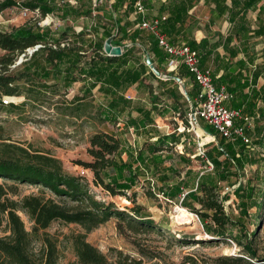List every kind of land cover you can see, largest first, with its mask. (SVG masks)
<instances>
[{"label": "trees", "instance_id": "obj_1", "mask_svg": "<svg viewBox=\"0 0 264 264\" xmlns=\"http://www.w3.org/2000/svg\"><path fill=\"white\" fill-rule=\"evenodd\" d=\"M124 1L116 0V3L122 4ZM135 1L130 0L129 8L132 9ZM262 1L232 0L231 7L225 5L226 0L217 2L220 13H229L233 35L243 41L247 60L238 63L242 67L248 63L250 81L240 87L242 91L246 87L255 88L259 78H264V61L255 64L258 56L251 50V40L264 36V4L260 5ZM143 3L145 4V0ZM16 7L35 12L42 18L57 13L63 21L72 22H77L83 17L89 18L93 13L92 7L75 6L64 0L62 3L56 0H0V15ZM192 7L193 0H185L182 3L167 0L161 10H168L170 16L160 23L162 34L170 35L176 23L186 20L184 14L186 15ZM257 10L258 27L254 29L248 14ZM115 12L117 7L113 6V11L105 18L107 23L102 26L103 38L100 42L87 39L84 34L77 33L72 28H41L39 21L26 23L14 28L12 32L0 31V49L5 51V54L0 56V113L16 107L15 104H7L5 99L22 96L21 84H26V81L39 80L40 87L55 86L57 90L69 89L75 83L82 82L85 96L77 98L78 101L92 95L95 89L103 95L105 103L98 109L99 119L103 123L118 125L124 118L125 125L134 127L138 135L147 130L146 127L154 123L152 109L148 110L139 103L133 104L134 102L127 98L129 89L134 85L143 92L148 90L149 94H153V87L146 83L147 66L134 56L135 41H140L147 53H155L162 63H166L168 56L159 47L156 37L140 28L130 36L133 42L131 47L114 41V45L124 49L121 56L106 55V39L113 35L114 28L122 31L121 20L114 17ZM139 21L141 22L140 18ZM169 42L173 44L172 41ZM145 43H149V50ZM189 46L197 50L194 43H189ZM89 49L92 50L90 56L87 55ZM29 50L35 51L29 55ZM231 55L236 57L238 52H232ZM19 57L23 59L20 64ZM131 61H134L136 66L128 68ZM254 65L255 69L252 70L250 66ZM157 69L166 74L163 68L158 66ZM150 75L155 77L152 72ZM179 76L191 77L188 70L183 68L179 70ZM51 82L54 84L49 85ZM193 82L192 90L187 89L188 98L192 103L199 94V88L195 81ZM229 91L234 92L230 89ZM254 91L255 96L264 102V85ZM171 93L176 100L183 97L179 86L171 90ZM235 108L239 109L240 106ZM133 111L139 115L133 117ZM261 114L264 117V108L261 109ZM185 116L184 114L183 117ZM185 127H189L186 118ZM204 130L219 141L218 145L208 148L203 154L205 162L213 165L214 172L211 173L202 174L189 169L182 179L181 170L175 164L166 165V162L173 158L163 153L170 154L173 147L181 143L183 134L177 133L158 135L156 140H149L141 149L135 150L132 146L126 148L116 134L98 132L89 141L88 153L93 160L81 161L79 165L92 171L95 186L102 187L113 197L126 196L142 179L149 181L153 187L148 192L150 198L162 196L166 202L179 204L181 208L198 217L203 232L211 241L232 239L252 260L260 261L253 247L252 237L255 233L248 232L243 220H234L227 214L224 201L220 200L218 192L219 183L234 175L232 168L239 172L244 170L247 164L257 163L247 150L250 144H245L242 140L234 143L227 141L209 125H206ZM255 143L264 147V128H258V140ZM125 154L127 160L123 158ZM178 158L182 164H191V160L184 154ZM0 178L43 187L39 195L25 196L19 203L12 202L8 207L1 204L3 192H0V213L7 214L11 231L9 236L0 238V264H59L57 240L46 232L57 221L77 224L84 230L71 236L72 248L77 258L72 264H141L128 257L121 259L123 253L115 250L119 259L111 262L107 255L87 241L92 231L112 218L126 222L132 230L162 231L161 226L144 212L145 208L136 204L133 198L136 192H133V197L130 198L135 204L132 208L120 209L113 202L97 200L91 193L85 177L67 172L62 160L43 151L0 143ZM45 191H50L61 201L47 197ZM183 194L185 196L181 199ZM235 194L244 215H247L248 209L264 208L263 190L257 192L254 189L248 191L247 188H238ZM19 211L26 214L33 223L31 232L27 231ZM259 220V216H256L255 221ZM193 239L194 237L184 235L178 241L182 244H192L195 241ZM36 242L41 243L39 250L34 248ZM219 261L221 264H256L243 257H223ZM191 263L193 264L194 260L191 259Z\"/></svg>", "mask_w": 264, "mask_h": 264}, {"label": "rangeland", "instance_id": "obj_2", "mask_svg": "<svg viewBox=\"0 0 264 264\" xmlns=\"http://www.w3.org/2000/svg\"><path fill=\"white\" fill-rule=\"evenodd\" d=\"M56 1L62 3V0ZM80 5L88 8L93 5V2L92 0H84L80 2ZM97 12L99 11L97 10ZM36 21H39L41 28H51L52 30L72 28L77 33L84 34L85 38L95 39L98 42L103 38L102 26L107 23L103 14L99 15V13L91 15L88 19L80 18L77 22H72L63 21L57 13L42 18L35 12L16 7L8 9L0 15V31L12 32L14 28ZM257 42L256 49L260 52L258 53L260 55L259 62H263L261 60H264L262 53L264 36L259 38ZM27 53L31 55L33 50H29ZM4 54L5 51L0 49V56ZM91 54L92 50L89 49L87 55L90 56ZM22 61V57H19L18 64ZM53 84V82L49 83V85ZM21 86L22 96L14 97L15 99H5L7 104H15L16 107H11L7 112L0 113V143L13 144L53 155L62 160L67 172L87 179L90 191L97 200L113 202L120 209L135 206L130 198L133 197V192H136L135 197H133L136 204L143 206L144 212L161 226V232L136 231L130 229L126 222L112 218L109 222L92 231L88 235L87 241L107 255L111 262H116L119 259L115 251H120L123 253L121 259L128 257L130 260L141 264H192L191 259L194 260L195 264H221L219 260L223 257H243L256 264H264V211L254 207L248 209L247 215H244L240 201L235 194L238 188H247L248 191L252 189L257 192L264 191V147L255 143L258 140V128H264V117L261 114V109L260 111L250 109L245 112L253 117L255 122L254 130L249 132L251 144L247 150L257 163L254 165L247 164L244 170L239 172L232 168L234 175L227 181L219 183L218 186L220 200L224 201L227 214L234 220H243L248 232L255 233L252 240L254 242L253 247L257 251V258L260 260L257 261L252 260L242 247L238 246L232 239L211 241L210 237L203 232L198 217L186 210L192 214V218L188 220L179 204L166 202L162 196L150 198L148 192L152 186L147 180L142 179L133 191L126 193V196L113 197L102 187L95 186L93 172L79 165L81 161L91 162L93 160L88 149L90 138L95 133L104 131L116 134L118 128L121 127L123 128L121 133L128 146H132L130 143H134L138 148L139 145L144 144L143 136L140 142L138 139L134 141L131 131L125 125L124 118L118 125L103 123L99 119L98 109H101L102 103L105 101L98 89H95L92 95H88L83 101H78L77 98L85 96L84 83L82 82L75 83L69 89L60 90H57L58 88L55 86L42 88L39 80L26 81V84L22 83ZM256 98L254 97V100ZM258 100L261 99L258 98ZM262 104L264 105V102H260L261 107ZM184 110L185 115H187L190 106L186 105ZM183 116L181 114L177 117L178 122L169 118L166 123L171 126H164L160 130L165 134H171L174 130L178 134H183L181 144L174 146L170 154L163 153L165 156L170 155L173 158L168 160L166 165L175 164L181 170L180 178L182 179L189 169L202 174L214 172V170H210V166L203 159V154L208 148L218 145V139L207 136L200 127L192 128L190 126L189 129L186 128L182 120L184 119ZM200 126L204 128L205 124L201 123ZM135 136L139 137L136 133ZM182 154L191 160L190 165L179 162L178 156ZM123 158L127 159L128 157L124 155ZM158 185L160 186L161 183ZM41 190H43L41 186L0 178V192H3L1 204L7 207L12 202L19 203L25 196L39 195ZM45 192L47 197H52L58 202L61 201L50 191ZM258 201L261 202L260 198ZM195 205L199 208L197 204ZM18 214L24 221L27 231L31 232L33 223L29 217L21 211ZM256 216H259L260 222L255 221ZM46 232L57 240L59 264L76 262L77 258L72 248L71 236L84 232L83 228L77 224L57 221ZM10 234L7 214L0 213V238ZM184 235L194 237L193 240L195 241L192 244H182L178 240H181ZM40 246L41 243L36 242L35 250H39ZM228 264L236 263L229 262Z\"/></svg>", "mask_w": 264, "mask_h": 264}, {"label": "crops", "instance_id": "obj_3", "mask_svg": "<svg viewBox=\"0 0 264 264\" xmlns=\"http://www.w3.org/2000/svg\"><path fill=\"white\" fill-rule=\"evenodd\" d=\"M84 0H74L70 1L69 3L75 6H79L80 2ZM99 0H92L93 5L89 6L93 8L92 15H96L97 13L103 14L104 18H107L109 12L113 11V6L117 7V12L114 13L115 18H119L121 20L122 31L119 32L117 28H114L113 35L114 39L112 42L113 47H121L122 54L124 49L122 46L114 45V41H120L122 44L131 47L133 45L130 36L136 29H139L138 25L141 23L143 17L142 15L138 14L135 10L133 5L132 9L129 8L130 0H125L122 4H117L116 0H107L102 2L99 7L96 9L94 8V4L98 3ZM144 1V0H143ZM177 3H182L185 0H174ZM218 1L223 0H193V7L188 11L186 16V20L182 21L183 23H176L174 26V30L171 32L170 35H167L166 38L168 41H172L173 44L181 45L189 43H194L196 45L197 51L200 53L201 56V66L204 69H210L212 71V76L215 85L218 88H225L234 94V99L228 105L231 108H235L236 106H240L239 109H242L245 113L246 110H259L264 108V105L261 107L260 102L261 100H254V89H259L261 86L264 85V78H259L257 86L254 87H246L243 91L241 90V86L244 84L249 83V76L250 71H248L246 63L245 67L239 65L238 62L246 61L247 58L244 54V46L242 44V40L239 41L234 35L232 31V24L229 22L228 16L229 13H220L219 7L217 6ZM167 2V0H145V8L147 10V19L149 20H165L169 18L170 14L168 10L162 11L163 5ZM264 4V0L260 5ZM225 5L231 7L232 0H226ZM81 6V5H80ZM87 8V7H84ZM97 10L99 12H97ZM95 12V13H94ZM264 16V15H263ZM262 16V18H263ZM248 17L252 21L253 28L258 27V10L254 12H249ZM86 18V17H83ZM88 19V18H86ZM184 20V19H183ZM140 22V23H139ZM143 30V29H142ZM146 31V30H145ZM103 32V31H102ZM148 32V31H146ZM149 33V32H148ZM121 37L119 38V36ZM103 36V35H102ZM111 36V37H112ZM110 38V37H109ZM262 38V37H259ZM259 38H254L251 40L252 43V51L257 53L258 59L256 60L255 64H261L260 55L258 50L256 49ZM108 39V38H107ZM106 39V40H107ZM157 39V38H156ZM229 39H231L229 41ZM105 44V43H104ZM147 50L150 49L149 43H145ZM135 48H134V56L139 58L142 63H145L147 66V72L145 74L146 83L150 84L153 87V94H149V91L143 92L140 90L137 85H134L132 88L129 89L127 93V98L132 100L135 103H139L140 105L144 106L146 109H152V118L154 123L146 127L147 130L141 131L140 135L136 133L134 127L127 126V128L131 131L132 137L134 141L140 142L143 138L144 143L149 140H156L158 135H170L165 134L164 132L160 131L162 127L166 126L169 127L168 121L169 118L177 121V117L181 114H185V106L188 107L195 105V101L192 103L188 98L187 89L192 90L194 84L193 77H183L179 76V70L183 68L187 71V68L183 65H179L176 70H170L166 63H162L160 58L155 53H147L144 46L141 45L140 41H135ZM159 45V44H158ZM264 49V48H263ZM262 49V53H263ZM163 51V50H162ZM232 52H238L236 57H232ZM147 57L150 58L152 64L157 69V67H161L165 70L164 73H161V77L157 76L153 73L151 68L147 65L146 59ZM264 61V60H261ZM136 66L134 61H131L128 64V68H133ZM252 70L255 69L254 66H250ZM158 70V69H157ZM153 73L155 77H152L150 73ZM170 74V75H168ZM172 77L171 79H167L165 77ZM175 78H180L181 82L175 80ZM262 81V82H261ZM179 86V90L183 95L182 98L176 100L171 90L175 87ZM180 103V105H179ZM236 109V108H235ZM247 114V113H245ZM133 117H137L139 114L136 111L132 112ZM248 115V114H247ZM250 116V115H249ZM185 123V118L182 119ZM205 124V123H203ZM207 124H205L206 126ZM207 136H211L206 133L203 127L199 126ZM123 128H118V132L116 135L122 140V143L126 148L128 144L125 142L123 138V134L121 133ZM179 130V129H178ZM135 133L139 136L138 138L135 136ZM177 133L175 130L171 134ZM178 134V133H177ZM213 137V136H211ZM215 138V137H214ZM182 143V139H181ZM180 143V144H181ZM135 150L141 149L143 145H139L136 148L135 144H131ZM179 145V144H178ZM126 155V154H125ZM124 160H127L124 158Z\"/></svg>", "mask_w": 264, "mask_h": 264}, {"label": "built area", "instance_id": "obj_4", "mask_svg": "<svg viewBox=\"0 0 264 264\" xmlns=\"http://www.w3.org/2000/svg\"><path fill=\"white\" fill-rule=\"evenodd\" d=\"M105 1L107 0H99L94 4V8L99 7ZM134 7L136 12L143 17L138 27L157 38L159 47L168 56V68L176 70L179 65L185 66L199 88L195 105L190 107L186 115L188 129L190 126L195 128L199 127L201 123H205L212 126L227 141L234 143L242 140L245 144H251L248 132L255 128L254 118L245 114L242 109L231 108L228 105L233 101L234 94L215 85L212 71L201 66L200 53L186 44H171L160 30V20L147 19V10L143 0H136ZM208 165L210 170H213V165L210 162ZM184 196L183 194L181 199Z\"/></svg>", "mask_w": 264, "mask_h": 264}, {"label": "water", "instance_id": "obj_5", "mask_svg": "<svg viewBox=\"0 0 264 264\" xmlns=\"http://www.w3.org/2000/svg\"><path fill=\"white\" fill-rule=\"evenodd\" d=\"M114 36L108 38L105 41L104 44V52L106 53V55L110 56V57H118L122 55V48L121 47H113L112 42H113ZM35 51V50H33ZM20 63V62H19ZM146 63L147 65L151 68V70L153 71L154 74H156L157 76L161 77V73L154 67V65L152 64L151 60L149 57H147L146 59ZM167 79H171L172 77H165ZM175 80H177L178 82H181L180 78H175Z\"/></svg>", "mask_w": 264, "mask_h": 264}, {"label": "bare ground", "instance_id": "obj_6", "mask_svg": "<svg viewBox=\"0 0 264 264\" xmlns=\"http://www.w3.org/2000/svg\"><path fill=\"white\" fill-rule=\"evenodd\" d=\"M181 210V209H180ZM183 213L186 215V218L189 220L192 218V214L188 213L185 209H183Z\"/></svg>", "mask_w": 264, "mask_h": 264}]
</instances>
